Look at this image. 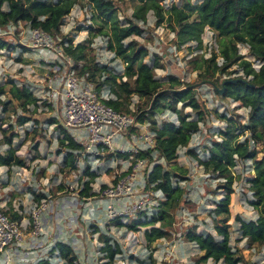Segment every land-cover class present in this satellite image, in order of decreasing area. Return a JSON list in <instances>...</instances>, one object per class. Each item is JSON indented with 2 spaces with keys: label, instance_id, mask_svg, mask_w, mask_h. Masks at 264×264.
Masks as SVG:
<instances>
[{
  "label": "trees",
  "instance_id": "obj_1",
  "mask_svg": "<svg viewBox=\"0 0 264 264\" xmlns=\"http://www.w3.org/2000/svg\"><path fill=\"white\" fill-rule=\"evenodd\" d=\"M79 1L0 0V28L9 25L17 27L22 24L31 29H39L53 39H59V45L72 59L75 67L82 63L76 69L77 74L91 81L99 95L107 93L109 100L105 104L113 110L129 113V102L133 97H137L141 102L138 103L137 111L133 114L138 123L148 124L149 130L154 135V148L138 152L132 160H130L132 154L120 152L106 153L97 160L101 158L107 162L130 160L133 163L138 160H148L152 167L145 177V190L160 192L163 200L150 216L146 215L147 212H138V216L135 214L133 218L129 217L127 223L119 218L106 223H113L115 227L131 232L144 228L143 238L147 245L162 239L174 241L182 238L184 242L193 244L202 253L194 264H205L209 260L214 264H258L246 259L243 251L254 246L264 247V209L256 220H244L240 215L234 217V222L239 225L237 242L245 241L246 248L231 246L230 226L226 223L230 217L228 206L230 196L233 194L232 170L235 169L237 160L243 163L250 162L253 171V176L248 180V189L251 193V199L247 201L248 205L255 208L264 205V158L259 157L258 151L251 148V142L264 145V0H201L196 5L191 4V0H184L180 5H171L165 10L158 0H136L138 5L132 14V19H126L124 26L120 24L117 16L119 0H85L94 10L100 30L105 27L109 31H102L101 34L106 39L109 51L113 53L110 61L113 62L116 58L125 64L122 74H117L116 68H109L106 64L99 65L94 58L90 59L87 56L85 46L80 44L74 46V39L62 34L61 28L66 16ZM150 11L153 12L156 26L164 23L173 33L172 43L178 50L188 44H195V51L201 50V36L206 27L219 37L227 38V44L219 49L220 62L216 61L217 56L213 51L210 52L209 58L195 56L188 61L187 65L191 72H197L195 83L206 82L212 87H217L220 75L226 73L232 65H236L242 72L243 80L252 78L247 83L254 86L253 88L239 82L226 85L222 96L216 92L217 97L223 100L230 99L237 103L239 108L247 109V121L240 126L238 114L231 113L233 120L226 119L225 114H222L221 118L227 122L226 127L208 134L211 142L205 146L202 153L189 148V143L200 131V125L207 121L210 112L197 98L194 84H182L174 76L156 80L155 72L163 69L161 57L152 56L150 63L147 64L144 60L149 57L148 49L136 41L126 42L132 36H142L144 30L141 25L146 27V15ZM147 34L149 35V32ZM147 36L146 40H151ZM16 39L15 37L14 40ZM14 40H10L8 36L0 37V54L13 52L18 47L21 48L22 53L26 52L24 47L11 42ZM238 45L248 48V54L258 62L257 70L243 60ZM39 102L40 100L27 85H17L15 81L0 84L2 113L17 115V110H21L23 115L16 116L17 125L33 123L31 132L26 130V135H31V140H34L35 152L39 147V139L43 136L39 121L33 119ZM178 105H181L180 108ZM185 109H190L196 115V119L185 114ZM158 115L162 117L166 115L167 118L173 116L175 119L159 125ZM50 124L56 125L59 130L56 152L58 156H62L59 172L70 175L79 169L77 162L84 148L77 144L71 133L58 125L56 120H52ZM241 129V134L244 132L248 134L244 140H241V135L237 134ZM135 131V129L131 130V132ZM213 135H218L220 141L214 140ZM35 136L39 138L34 139ZM6 145L8 149L4 154H0V167H23L24 161L17 156V150L12 147L10 139L7 140ZM181 148L186 149L184 155L194 158L206 172L210 171L216 179L223 180L222 189L225 194L217 201L213 210L215 234L198 233L196 225L177 228L181 221L177 211L190 204L187 199V189L180 185L186 181L184 177L186 172L177 166L169 170L167 164L182 157L183 154L179 152ZM84 160L85 169L80 178L79 198L87 201L98 196L92 191L91 185L99 178V174L91 171L90 160L87 158ZM58 189L62 190L61 187ZM104 189L106 186L101 187L102 191ZM33 195L35 203L45 199V196L36 197L34 192ZM221 216H224L225 220L217 221L216 218ZM10 218L17 222L21 220L14 214ZM96 233L102 243L99 250L101 253L99 264H117V257L123 255L121 246L110 236H106L108 234L106 231L101 233L97 228ZM55 253L57 260L63 264H76L78 261L75 251L67 243L57 242L49 252L50 255ZM36 264H52V261L42 259Z\"/></svg>",
  "mask_w": 264,
  "mask_h": 264
},
{
  "label": "rangeland",
  "instance_id": "obj_2",
  "mask_svg": "<svg viewBox=\"0 0 264 264\" xmlns=\"http://www.w3.org/2000/svg\"><path fill=\"white\" fill-rule=\"evenodd\" d=\"M183 1L184 0H158L164 10L168 9L171 5H180ZM200 1L201 0H191V4L196 5L200 3ZM118 5L119 10L117 16L120 20V24L124 26L126 25V19H132V14L138 3L136 0H119ZM146 17V27L141 25L144 30L142 36H132L128 38L126 42L136 41L148 49L149 57L144 60L147 64L150 63V57H161L163 69L155 72L156 80L166 78L167 76H174L181 81L182 84H194L197 98L210 112L207 121L200 125V131L192 137L189 143V148H196L194 150L201 151L202 153L205 146L211 142V138L208 134L215 132L216 129H223L226 127L227 122L221 118L222 114H225L226 119L231 120H233L232 112L238 114L240 116V126L246 124L247 121V109L239 108L238 104L230 99L223 100L217 97L216 91L211 85L203 82L195 83L197 72H191L187 65L188 61L195 56L209 58L211 51L216 53V61L220 62L219 49L224 44H227L228 40L225 37H219L206 27L201 36V50L195 51V44L185 45L182 49L178 50L172 43L173 33L167 28L166 24L163 23L156 26V20L152 11L147 13ZM97 23L98 20L95 17L94 10L85 0H80L79 3L73 7L70 14L66 16L61 31L63 35L74 39V46L78 44L85 46L87 56H89L90 59L94 58L99 65L106 64L109 68H116V73L122 74L125 64L120 59L116 58L113 62L110 61V59L113 58V53L109 51L106 45V39L101 34V32L107 30V28L102 27L100 30ZM26 29L27 28L21 24L12 35L8 36L10 40H14L16 37L17 39L11 42L24 47L26 52L22 53L21 48L18 47L9 54L8 52H2L0 54V84H7L12 81H18L20 84L24 85L27 84L34 95L40 100L37 113L33 116V119L39 121L42 128L41 133L43 135L39 139L40 143L37 152L33 150L34 140H31V135H26V130L31 132L33 123L29 122L23 126H19L15 122L17 115H23L22 111L17 110V115H13V113L3 115V113L0 112V151L8 148L6 142L10 139L12 147L17 150V156L24 161L22 176L23 178L25 176L27 181L26 187H24L25 189H19L18 192L19 200L17 203L19 207L25 209L32 206L31 201H34L31 198L33 197V192L38 194V196H45V199L41 202L46 203V209L48 208L49 202H56L55 199L62 195H69V197L73 198L77 205L80 206L79 215H76L77 219L74 227L75 234L70 238V242H72V246L78 257L76 264L100 263L101 253L99 250L102 243L96 233L97 228L101 233L105 230L108 233L106 236H110L112 240L118 242L121 246L123 255L117 257V264H153V261L154 264H194L198 258V250L194 245L186 242L184 243L182 238L174 241L162 239L147 245L143 238L144 228H140L139 231L136 232H131L123 228H117L113 223H106L108 220L106 216V206L103 208L96 204L95 201L102 199L100 198L102 191L101 187L106 186L108 188L114 186L118 174L121 172L125 173L127 167H130L129 162L119 161L115 163V165H110L113 166L110 167L106 164V160L101 158L98 163H93L91 171L98 172L99 178L91 187L92 191L97 193L98 196L97 198L88 199L89 201H82L79 198V192L81 190L80 178L85 169L82 164L85 163V160L84 163L83 160H81L80 164H78L79 169L70 175L61 174L59 172L62 161V156H57L56 153L58 150L57 138L59 136V130L56 125H51L50 122L56 120L58 125L63 127L61 121V102H52L51 98V94L55 89L53 83L62 75V71L58 64L53 61H48V59L42 60L35 50L29 48V43L26 38ZM107 32L109 31L107 30ZM148 32L149 35L147 34ZM146 36L150 37L151 40L147 41ZM54 40V44L58 46L59 39ZM238 46L239 54L242 56L243 60L249 62L251 67L257 70L259 67L258 62L248 54V48L244 45ZM238 78L243 79L244 76L236 65H232L227 69L226 73L220 75L218 80L219 83L216 88H219L220 84L224 81ZM246 80L250 82L252 78L249 77ZM58 92H61V88L58 89ZM139 102L137 97H133L129 102V113H125L134 116L133 113L137 111ZM180 106L181 105H178V108H180ZM184 113L189 114L192 119H196V115L193 114L190 109H185ZM174 119L175 117L173 116L170 118H167L166 115L164 117L160 115L157 116L159 125ZM45 122H48V124ZM67 131L71 133L72 136L74 135V132L70 130ZM131 133L132 132L129 131V134ZM241 133L242 129L238 131L237 134L241 135V140H244L248 134L246 132L243 134ZM124 136V139L129 141L127 133ZM38 138L37 136L34 137V139ZM213 139L220 141L218 135H213ZM120 147L122 146L120 145ZM126 148L129 147L126 146ZM179 152L183 154L182 157L171 164H167V168L170 170V168L177 166L186 172L184 175L186 181L180 183V185L187 189V199L190 201V204L187 206L188 208L183 207L181 210L177 211V216L181 219L177 228L196 225L198 233H214L213 210L216 207L217 201L225 194L222 189L223 180L216 179L214 174L210 171L206 172L204 168L199 165L196 167L195 164L197 162L194 158L189 155H184L186 149L184 150L181 148ZM260 152H264V149H261ZM105 155L106 152L103 151L102 156ZM92 160L94 159H90V161ZM149 165L148 161H144V166ZM17 168H19L18 170L20 171V167ZM108 170L110 171L109 173L107 172ZM232 172L234 177L232 184L233 194L230 196V205L228 206L230 217L226 224L230 226L231 246H238L242 249L246 248V242H237L239 238V225L234 222V217L240 215L244 220H256L257 217L261 215L264 205L255 208L250 207L247 202L248 199H251V193L248 189V180L253 176L251 163H239ZM144 174L145 171H141L137 177H135V180L143 181L145 177ZM60 187L62 189L61 191L58 189ZM141 189V184L136 185V188L132 190L131 194L133 193L134 196L138 195L141 193ZM40 203H38V205ZM136 216H138V214ZM29 218L28 221L31 225L32 221L30 215ZM81 218L86 222L84 221V223L81 221ZM100 219H102L103 222H99L98 220ZM216 220L224 221L225 218L221 216L216 218ZM32 231L33 228L31 227H29L27 231L23 230L24 236L21 246L26 245L25 241L28 242V238H30L28 235L32 233ZM179 233L182 232L179 231ZM23 247H21L19 251H23V253L25 251L35 252L29 255L32 257L29 264H36L38 262L40 257L38 258L37 255H43V257H41L43 259L49 258L48 249H46V251H39L40 248L34 247L33 250H26ZM168 254L169 256H167ZM243 255L248 260L257 262L258 264H264V247L262 246H254L249 250H245L243 251ZM164 258L166 259L164 260ZM54 259L55 261H53L52 264H63L57 260V256H55ZM205 264L214 263L212 261H207Z\"/></svg>",
  "mask_w": 264,
  "mask_h": 264
},
{
  "label": "built area",
  "instance_id": "obj_3",
  "mask_svg": "<svg viewBox=\"0 0 264 264\" xmlns=\"http://www.w3.org/2000/svg\"><path fill=\"white\" fill-rule=\"evenodd\" d=\"M17 28L18 26L14 25L0 28V37L12 35ZM26 28L29 48L35 50L42 60L48 59V61L58 64L62 71V75L53 83L55 89L51 98L52 102H61L62 125L66 130L74 132V141L84 148L77 165L84 158L99 161L97 159L103 155V151L107 154L130 153L132 154L130 160H132V157L138 152L154 148V135L149 130L148 124H140L131 114L117 112L107 106L105 102L109 100L108 94L99 95L91 81L87 80L85 76L77 74L76 69L80 67V63L76 68L72 59L64 53L63 48L59 44L56 46L55 40L47 33L39 29H31L28 26ZM60 88L61 92H58ZM132 129L136 131L129 134ZM126 133L129 136V141L124 139ZM251 148L258 151L259 157L264 158V152H260L261 149H264L262 143L251 142ZM153 156L155 158V152ZM130 160L126 161L130 163V167H127L125 173L118 174L116 184L101 191L100 198L102 199L99 200L107 201V221L119 218L125 222L138 212H147L146 215L150 216L159 202L163 200V195L160 192L145 190V177L150 172L152 164L148 160H138L135 163ZM144 161H148L150 165L144 166ZM239 163L243 162L237 160L236 165ZM82 165L84 166V164ZM198 165V163L195 164L196 167ZM141 171H145L144 180L136 181L135 177ZM17 175L20 176L18 173ZM139 184L142 188L141 193L134 196L131 192ZM45 204L41 202L30 212L33 225L31 237L33 238L42 234L40 215L46 210ZM23 230L25 227L22 224L12 220L0 208V264H12V250L23 244Z\"/></svg>",
  "mask_w": 264,
  "mask_h": 264
},
{
  "label": "crops",
  "instance_id": "obj_4",
  "mask_svg": "<svg viewBox=\"0 0 264 264\" xmlns=\"http://www.w3.org/2000/svg\"><path fill=\"white\" fill-rule=\"evenodd\" d=\"M15 82L17 83V85H20V82L18 81H15ZM0 112H2L1 109H0ZM3 115L5 114L3 113ZM7 149L8 148L4 149L3 151H0V154H4V151H6ZM98 162L99 161H94V160L90 161V163L92 164L98 163ZM114 162L118 163L119 161H109V162L106 161V164L108 166L115 165ZM110 167H113V166H110ZM18 169L19 168L17 167H0V208L9 217H11V215L13 214L19 216L21 218L19 223L22 224L23 227H25V230L27 231L29 227L33 228L32 222L30 225L28 221V219H30L29 213L35 206L38 205V203L31 201L32 206H30L29 208L21 209L19 207V204L17 203L19 200L18 192H19V189H25L24 187H26L27 178H25V176L23 178L22 176L23 175L22 167H20V171ZM17 173L20 174V176H18ZM37 196L38 194H36V197ZM31 198L34 199V195ZM55 200L56 202L54 203L49 202L48 208L46 209V211L40 215V223H41V228H42L43 233L38 238L31 237V233H30L28 235V237H30L28 238V242L25 241L26 245L25 246L23 245L24 247L23 246L21 247L25 248L26 250L28 249L33 250L34 247H37V248H40L39 251H46V249H48V253H49L57 242H63V243L69 244L73 248L72 242H70V238L75 234L74 227L76 225V219H77L76 215H79L80 206H78L76 201L73 198L69 197V195L68 196L62 195L56 198ZM95 203L100 205L103 208L107 206V201L98 200V201H95ZM81 221L84 222L85 220L81 218ZM98 221L103 222L102 219ZM212 234H215V232ZM20 248L17 250H12V256H11L12 264H29V261L32 258L29 255H32L35 252L25 251L23 253V251H19ZM196 253H197V250H196ZM198 253H199L198 257L202 255L201 252L198 251ZM55 256H56V253L52 255L49 254V258H46V259H50L53 262L55 261L54 259ZM37 257L38 258L40 257L38 262L43 259L41 258L43 257V255H37Z\"/></svg>",
  "mask_w": 264,
  "mask_h": 264
},
{
  "label": "water",
  "instance_id": "obj_5",
  "mask_svg": "<svg viewBox=\"0 0 264 264\" xmlns=\"http://www.w3.org/2000/svg\"><path fill=\"white\" fill-rule=\"evenodd\" d=\"M239 82H240V83H243V84H245V85H249L251 88L254 87V86L248 84L247 81L238 78V79H232V80L224 81V82H222V83L220 84L219 88H216V87H213V88H214V90H215L220 96H222L223 93H224V91H225V86H226V85H228V84H237V83H239ZM201 83H202V82H201ZM203 83L208 84V83H206V82H203ZM208 85H210V84H208Z\"/></svg>",
  "mask_w": 264,
  "mask_h": 264
}]
</instances>
